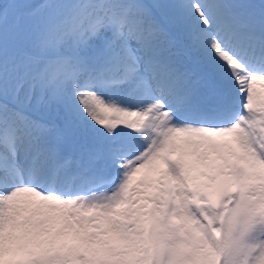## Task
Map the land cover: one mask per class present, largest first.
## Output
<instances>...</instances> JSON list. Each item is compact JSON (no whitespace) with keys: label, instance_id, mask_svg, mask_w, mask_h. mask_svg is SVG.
I'll use <instances>...</instances> for the list:
<instances>
[{"label":"snow or ice","instance_id":"snow-or-ice-1","mask_svg":"<svg viewBox=\"0 0 264 264\" xmlns=\"http://www.w3.org/2000/svg\"><path fill=\"white\" fill-rule=\"evenodd\" d=\"M0 264H264V0H0Z\"/></svg>","mask_w":264,"mask_h":264},{"label":"rangeland","instance_id":"rangeland-1","mask_svg":"<svg viewBox=\"0 0 264 264\" xmlns=\"http://www.w3.org/2000/svg\"><path fill=\"white\" fill-rule=\"evenodd\" d=\"M36 0H31L32 3H34ZM251 2H253V0H251Z\"/></svg>","mask_w":264,"mask_h":264}]
</instances>
